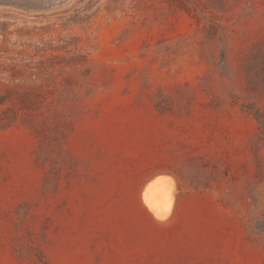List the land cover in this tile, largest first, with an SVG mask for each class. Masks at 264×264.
I'll return each instance as SVG.
<instances>
[{"label": "rangeland", "instance_id": "obj_1", "mask_svg": "<svg viewBox=\"0 0 264 264\" xmlns=\"http://www.w3.org/2000/svg\"><path fill=\"white\" fill-rule=\"evenodd\" d=\"M0 264H264V0L0 8Z\"/></svg>", "mask_w": 264, "mask_h": 264}, {"label": "bare ground", "instance_id": "obj_2", "mask_svg": "<svg viewBox=\"0 0 264 264\" xmlns=\"http://www.w3.org/2000/svg\"><path fill=\"white\" fill-rule=\"evenodd\" d=\"M174 186L172 178L170 179V177L167 178L166 176L163 177L162 175V177L158 176V178L144 187L143 199L145 204L147 205L148 210H150L157 219L163 220L173 213L176 203V200L174 199L175 194H173Z\"/></svg>", "mask_w": 264, "mask_h": 264}, {"label": "water", "instance_id": "obj_3", "mask_svg": "<svg viewBox=\"0 0 264 264\" xmlns=\"http://www.w3.org/2000/svg\"><path fill=\"white\" fill-rule=\"evenodd\" d=\"M71 0H0V8L17 10L26 14L43 15L55 12Z\"/></svg>", "mask_w": 264, "mask_h": 264}]
</instances>
